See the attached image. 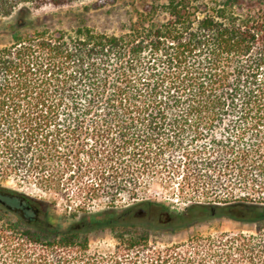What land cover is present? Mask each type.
<instances>
[{"label": "trees", "instance_id": "1", "mask_svg": "<svg viewBox=\"0 0 264 264\" xmlns=\"http://www.w3.org/2000/svg\"><path fill=\"white\" fill-rule=\"evenodd\" d=\"M85 1L0 0V191L29 198L2 182L50 189L68 175L77 196L102 191L114 205L180 180L209 203L177 224L214 208L255 229L154 250L134 206L57 229L40 202L29 198L40 214L27 223L0 195V264H264V0H169L164 20L147 4L122 34L84 24L91 5L61 14ZM66 15L81 24L47 23ZM116 225L115 251L86 255L89 229Z\"/></svg>", "mask_w": 264, "mask_h": 264}, {"label": "rangeland", "instance_id": "2", "mask_svg": "<svg viewBox=\"0 0 264 264\" xmlns=\"http://www.w3.org/2000/svg\"><path fill=\"white\" fill-rule=\"evenodd\" d=\"M214 1L223 0H205V4H211ZM256 1V0H255ZM95 0H87L81 4H74L70 7L62 9L61 14L67 11H78L86 5H91L89 10L85 13L84 24L90 26L98 32H106L109 34H122L126 31L129 21L138 18V12L142 11L143 6L149 4L157 6V12H160V20L168 18V15L161 12L160 5H168L169 0H118L113 5L109 4L103 8L94 7ZM51 9V12H56V9ZM48 9V10H49ZM47 9H38L35 14H41ZM47 23L53 28H60L64 30H73L81 24V22L72 15L59 17L53 16L47 19ZM68 175L59 179L58 175L54 184L50 189L42 188L35 180L24 182L14 176L2 182V185L16 190L29 198L40 202L42 212H45L49 221L57 229H63L70 224L80 221L84 215L93 216L92 219L99 220L100 218H115L121 214L126 208L132 206H140L142 202L151 201L167 208L172 214L184 211L187 206L196 204L209 203L206 197L194 198L195 196L183 193L180 186V180L174 182H162L155 180V182L141 193L139 199H131L127 194L121 193L116 197L115 204L111 203L110 196L105 197L104 192H96V195H88L87 197H79L75 192L74 186L67 180ZM87 181V179H85ZM88 182V181H87ZM237 195L241 194L240 188L235 190ZM198 210V209H197ZM200 210V209H199ZM110 211L108 215L99 216L100 213ZM149 214L151 213L148 212ZM98 215V216H97ZM95 216V217H94ZM152 218L149 216L139 215L138 219L132 222V226H136L141 231H147L150 235V247L154 250L161 249L173 243H187L192 236L218 237L223 233H228L232 236H237L244 231H254L255 225L252 223H243L236 219L218 216H200V219L186 223L184 225L171 224L168 226H161L158 222H151ZM135 223V224H134ZM133 226V227H134ZM131 226L124 228L129 230ZM114 228V229H113ZM115 227H93L88 231L89 250L86 255L93 254H110L115 251L117 245H120L119 240L115 237ZM128 236V235H127Z\"/></svg>", "mask_w": 264, "mask_h": 264}, {"label": "flooded vegetation", "instance_id": "3", "mask_svg": "<svg viewBox=\"0 0 264 264\" xmlns=\"http://www.w3.org/2000/svg\"><path fill=\"white\" fill-rule=\"evenodd\" d=\"M0 195L9 197L11 199L16 198L19 200V206L18 207L17 206L12 207L10 205H6L5 201L0 200V202L3 205H6L9 210L13 211V213L24 218L27 223H32L33 220L36 219L37 216L40 214V210L38 208H36V206L34 205L32 200L29 198H26L25 196L15 195L13 193H6V192L4 193L2 191H0ZM22 197H24V198H22ZM150 211H151V213L149 214L148 212H150ZM109 212L110 211H106L105 213L102 212L99 214V216L108 215ZM205 213L206 214H200L199 217L195 221L199 220L200 216H203L205 218V216H213L214 217V216H218V215H223V214H218L216 212V210H215V213H213L212 209L210 211V213H211L210 215H208V211H206ZM234 213L237 214L235 211H234ZM144 214H146V216L150 215V218H152L151 222L155 221V222H158V224L161 226H168L171 224H177V219L181 216L182 212L172 214L171 212H169L167 210V208L157 206L156 204H144V205L141 204L140 206L134 207L130 211H127V215H131V216L132 215L139 216V215H144ZM117 216L115 218H117ZM223 216H226V215H223ZM92 217L93 216H88V214H87V215H84L81 218V220L84 219V220H88L90 222L97 220V219H92ZM226 217H228V216H226ZM100 219H103V218H100ZM195 221H193V222H195ZM107 228H110V227H107Z\"/></svg>", "mask_w": 264, "mask_h": 264}, {"label": "water", "instance_id": "4", "mask_svg": "<svg viewBox=\"0 0 264 264\" xmlns=\"http://www.w3.org/2000/svg\"><path fill=\"white\" fill-rule=\"evenodd\" d=\"M22 198H24V197H22ZM212 211H213V213H215V209L214 208H212Z\"/></svg>", "mask_w": 264, "mask_h": 264}]
</instances>
